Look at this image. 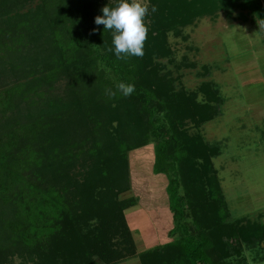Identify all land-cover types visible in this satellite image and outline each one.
<instances>
[{
    "label": "trees",
    "instance_id": "trees-1",
    "mask_svg": "<svg viewBox=\"0 0 264 264\" xmlns=\"http://www.w3.org/2000/svg\"><path fill=\"white\" fill-rule=\"evenodd\" d=\"M118 2L0 0V264H247L264 222L232 218L213 163L221 146L191 132L223 96L211 81L203 102L178 86L169 34L219 11L264 17V0H148L145 54L124 60L95 24ZM121 81L130 96L106 94ZM149 144L168 179L172 240L139 252L125 215L137 198L119 195L129 153Z\"/></svg>",
    "mask_w": 264,
    "mask_h": 264
},
{
    "label": "rangeland",
    "instance_id": "rangeland-1",
    "mask_svg": "<svg viewBox=\"0 0 264 264\" xmlns=\"http://www.w3.org/2000/svg\"><path fill=\"white\" fill-rule=\"evenodd\" d=\"M257 19L264 17L238 8L231 16L226 11L199 16L180 33L169 34L174 52L169 66L178 86L198 93L202 102L205 97L199 86L203 81L219 88L223 96L220 112L194 125L191 132L221 146L213 163L232 218L264 222V30L259 29ZM154 158L152 144L129 153L131 189L119 195L137 198L125 215L139 252L172 240L168 179L153 172ZM251 246L244 247L247 264H264V260H255L263 258L264 244ZM10 262L23 263L18 256L4 264ZM115 264L141 261L133 255Z\"/></svg>",
    "mask_w": 264,
    "mask_h": 264
},
{
    "label": "clouds",
    "instance_id": "clouds-1",
    "mask_svg": "<svg viewBox=\"0 0 264 264\" xmlns=\"http://www.w3.org/2000/svg\"><path fill=\"white\" fill-rule=\"evenodd\" d=\"M157 10L155 5L151 6L152 13ZM101 11L103 15L95 18V24L104 25L105 29L112 30L117 59L124 60L129 56L142 58L151 23V21L145 22V18L149 15V4L145 0H119L116 6H105ZM257 24L260 30H264V19H257ZM112 50V48L108 49L109 52ZM117 91L128 97L135 91V85L121 81L116 84V91L106 89V94L115 97Z\"/></svg>",
    "mask_w": 264,
    "mask_h": 264
},
{
    "label": "crops",
    "instance_id": "crops-1",
    "mask_svg": "<svg viewBox=\"0 0 264 264\" xmlns=\"http://www.w3.org/2000/svg\"><path fill=\"white\" fill-rule=\"evenodd\" d=\"M153 217V216H152ZM168 241V240H167Z\"/></svg>",
    "mask_w": 264,
    "mask_h": 264
}]
</instances>
